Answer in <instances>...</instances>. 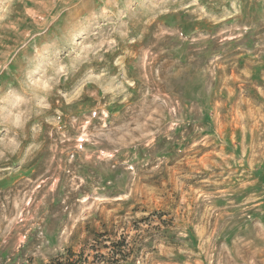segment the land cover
<instances>
[{"label": "rangeland", "instance_id": "rangeland-1", "mask_svg": "<svg viewBox=\"0 0 264 264\" xmlns=\"http://www.w3.org/2000/svg\"><path fill=\"white\" fill-rule=\"evenodd\" d=\"M264 264V0H0V264Z\"/></svg>", "mask_w": 264, "mask_h": 264}, {"label": "trees", "instance_id": "trees-1", "mask_svg": "<svg viewBox=\"0 0 264 264\" xmlns=\"http://www.w3.org/2000/svg\"><path fill=\"white\" fill-rule=\"evenodd\" d=\"M75 261L76 260L72 261V260H70V258H67L64 264H76V263H74ZM60 264H62V263H60Z\"/></svg>", "mask_w": 264, "mask_h": 264}]
</instances>
